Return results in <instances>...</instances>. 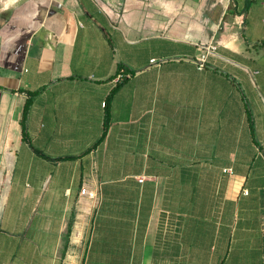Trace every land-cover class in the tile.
I'll use <instances>...</instances> for the list:
<instances>
[{"label":"crops","instance_id":"crops-1","mask_svg":"<svg viewBox=\"0 0 264 264\" xmlns=\"http://www.w3.org/2000/svg\"><path fill=\"white\" fill-rule=\"evenodd\" d=\"M0 264H264V0H0Z\"/></svg>","mask_w":264,"mask_h":264},{"label":"built area","instance_id":"built-area-1","mask_svg":"<svg viewBox=\"0 0 264 264\" xmlns=\"http://www.w3.org/2000/svg\"><path fill=\"white\" fill-rule=\"evenodd\" d=\"M221 1L223 2L224 0H221ZM227 1H228V3L230 2V0H227ZM201 48H202V54H201V56L199 57V62H198V66H199L200 69H202V68L205 67L206 62H207V60H208V56H209L212 52H214V51L216 50L217 46H216L215 44H213V43H207V44H202ZM152 61L154 62V61H156V60L153 59ZM129 76H130V74L124 72V70L121 69V70L119 71V73L117 74L116 81H120V80H122V79H124V78H127V77H129ZM105 104H106V102L104 103V105H105ZM226 170H227V169H226ZM143 180H144V178H139V181H140V182H143ZM245 193H248V191L245 190ZM81 194H82V195H85V196L87 195L88 197L93 198V199L96 198L97 195H98L97 192H96L94 189H89L88 186H86V185H84V186L81 188Z\"/></svg>","mask_w":264,"mask_h":264},{"label":"trees","instance_id":"trees-1","mask_svg":"<svg viewBox=\"0 0 264 264\" xmlns=\"http://www.w3.org/2000/svg\"><path fill=\"white\" fill-rule=\"evenodd\" d=\"M30 99L27 100L26 104H25V108H24V116H23V120H22V127H23V138L24 139H28V133H27V129H26V123H25V118H26V115L29 111V106H30ZM109 121H110V113H109V110L107 109L106 111V116H105V125H106V128L109 124Z\"/></svg>","mask_w":264,"mask_h":264}]
</instances>
